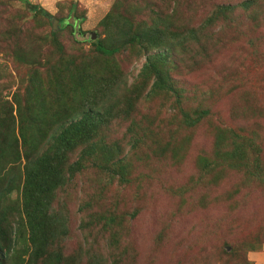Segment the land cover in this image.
<instances>
[{
    "label": "rangeland",
    "instance_id": "obj_1",
    "mask_svg": "<svg viewBox=\"0 0 264 264\" xmlns=\"http://www.w3.org/2000/svg\"><path fill=\"white\" fill-rule=\"evenodd\" d=\"M25 116L40 141L83 120L63 169L125 170L52 187L28 264H264V0H0V128Z\"/></svg>",
    "mask_w": 264,
    "mask_h": 264
},
{
    "label": "trees",
    "instance_id": "obj_2",
    "mask_svg": "<svg viewBox=\"0 0 264 264\" xmlns=\"http://www.w3.org/2000/svg\"><path fill=\"white\" fill-rule=\"evenodd\" d=\"M31 7L34 6L31 5ZM72 7H74L73 1L70 4V8ZM46 16H49V14L46 13ZM57 21V27L59 28V23H63L64 20L58 19ZM137 38L140 37L131 35L129 41ZM91 44L94 50L103 56H109L117 51V47H105L98 40H93ZM55 46L57 49H61L58 43H55ZM155 73L152 86L158 90L170 91L171 86L164 82L157 72ZM15 103V111L20 113L19 102L15 100ZM200 113L201 111L190 114L184 113L182 114L183 121L187 124H193L196 119L205 114L204 112ZM25 118L20 117L18 119L17 128L19 132H17V135L14 132L12 117L9 118L11 124L0 128V260L5 261L7 255H10L15 260L13 264H28L31 256H36L39 246L35 242L38 239L37 236L41 225L44 223L47 210L43 206L42 199L52 187L65 185L76 173L89 169V167L96 169L99 173L101 171L105 172L108 178L120 175L117 180L125 171L120 167L113 170L111 166L101 164L94 158L85 162L78 158L72 162H67L63 169L64 152L68 149V142L76 140L81 134L83 120L80 118L77 121H69L66 125L61 122L59 130L50 133L45 141H40V139L25 135L22 131L24 123L35 120L26 116ZM47 140L50 142H46ZM54 152L56 153L54 154ZM90 153L85 152L84 155L87 156ZM54 156L60 158L56 172L50 167V161ZM21 158L23 164L21 168H18V161ZM15 163L17 165L12 167ZM214 164L215 162H209L205 163V166H213ZM255 166L254 173L259 175L260 173L257 171L260 167L257 164ZM13 190L16 191L17 196L11 197L13 199L9 197V200L8 194ZM5 201L9 202L8 206L3 204ZM14 203L21 208L23 221L11 224L8 220L7 209H9L10 204ZM20 228H24L27 237L23 235ZM40 248H42L41 245ZM24 253H27L25 260L20 257Z\"/></svg>",
    "mask_w": 264,
    "mask_h": 264
},
{
    "label": "water",
    "instance_id": "obj_3",
    "mask_svg": "<svg viewBox=\"0 0 264 264\" xmlns=\"http://www.w3.org/2000/svg\"><path fill=\"white\" fill-rule=\"evenodd\" d=\"M55 22H56V20H53V21H52V26H53V28H55ZM88 38H89V40H92V39L94 38V33H93V32H90Z\"/></svg>",
    "mask_w": 264,
    "mask_h": 264
}]
</instances>
